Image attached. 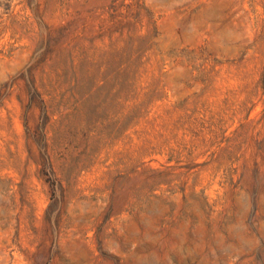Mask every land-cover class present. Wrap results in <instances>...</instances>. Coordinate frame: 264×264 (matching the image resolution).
<instances>
[{
  "label": "rangeland",
  "instance_id": "1",
  "mask_svg": "<svg viewBox=\"0 0 264 264\" xmlns=\"http://www.w3.org/2000/svg\"><path fill=\"white\" fill-rule=\"evenodd\" d=\"M0 264H264V0H0Z\"/></svg>",
  "mask_w": 264,
  "mask_h": 264
}]
</instances>
